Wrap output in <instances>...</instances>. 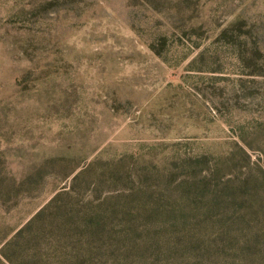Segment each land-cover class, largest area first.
Returning <instances> with one entry per match:
<instances>
[{
  "label": "rangeland",
  "instance_id": "1",
  "mask_svg": "<svg viewBox=\"0 0 264 264\" xmlns=\"http://www.w3.org/2000/svg\"><path fill=\"white\" fill-rule=\"evenodd\" d=\"M0 264H264V0H0Z\"/></svg>",
  "mask_w": 264,
  "mask_h": 264
}]
</instances>
